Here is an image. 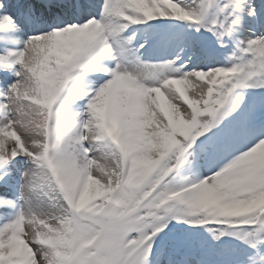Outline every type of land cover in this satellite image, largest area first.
Returning a JSON list of instances; mask_svg holds the SVG:
<instances>
[{
    "label": "snow or ice",
    "instance_id": "obj_1",
    "mask_svg": "<svg viewBox=\"0 0 264 264\" xmlns=\"http://www.w3.org/2000/svg\"><path fill=\"white\" fill-rule=\"evenodd\" d=\"M0 264H264V0H0Z\"/></svg>",
    "mask_w": 264,
    "mask_h": 264
}]
</instances>
